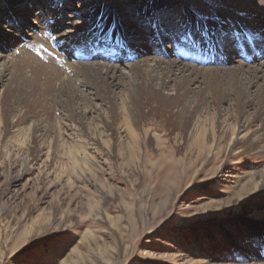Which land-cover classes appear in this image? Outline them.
Returning a JSON list of instances; mask_svg holds the SVG:
<instances>
[{
    "label": "bare ground",
    "instance_id": "6f19581e",
    "mask_svg": "<svg viewBox=\"0 0 264 264\" xmlns=\"http://www.w3.org/2000/svg\"><path fill=\"white\" fill-rule=\"evenodd\" d=\"M63 1L27 0L37 7L39 16L18 37L0 28V127L1 121L4 126L0 137L7 136L9 127H18L17 134L23 138V130L32 140L52 137L53 122L42 126L44 132H38L34 122L23 126L30 118L21 109L42 111L46 116L62 110L75 127L81 125L79 137H90L84 124L86 112L94 106L106 115L100 123L113 130L108 134L113 148L124 136L135 143L154 141L158 152L153 154L168 159L162 168L179 164L177 156L190 158L192 172L196 166L202 172L208 157L214 159L208 164L211 171L221 168L216 162L220 156L223 165L248 156L264 159V0H218L221 8L209 20L190 10L187 1L191 0H176L178 5L173 0H133L132 6L139 11L135 16H140L136 23L150 30L148 47L141 44L142 36L136 37L138 31L133 38L119 19L124 1L109 4L100 0L84 16V25L63 19L67 10ZM171 6L178 8L173 10L178 19L175 23L171 10L169 24L160 18L158 8ZM6 7L0 3V9ZM79 8L76 12L81 14ZM29 11L27 4L18 7L22 23ZM147 17H156L150 24H158L159 31L142 24ZM172 26H176L179 42L165 49ZM205 30L214 37L231 32L236 43L227 49L219 40H209ZM150 48L159 52L153 55ZM111 50H122L123 55L112 61L106 56ZM123 58L131 60L124 65L125 71L119 66ZM7 108L8 115L16 113L15 119L7 121L1 116ZM151 117L156 120L152 127L145 123ZM165 128L169 138L157 131ZM170 140L174 145L169 146ZM44 149L48 154L56 150L51 144ZM80 150L83 155L67 153L86 157L84 145ZM140 151L133 147V153ZM230 179L224 181L233 185ZM221 181L217 178L215 183ZM230 193L234 194L231 202L249 207L247 218L263 217L260 223L264 224V165Z\"/></svg>",
    "mask_w": 264,
    "mask_h": 264
},
{
    "label": "rangeland",
    "instance_id": "374dc122",
    "mask_svg": "<svg viewBox=\"0 0 264 264\" xmlns=\"http://www.w3.org/2000/svg\"><path fill=\"white\" fill-rule=\"evenodd\" d=\"M99 1L64 0L67 10L63 19L84 25V16ZM102 1L113 4V0ZM118 1H124L119 19L133 38L138 31L140 36L136 37L142 36L141 44L148 47L150 30L136 23L140 16H135L139 11L132 6L133 0ZM0 3L7 4L6 9H0L1 32L14 37L27 32L39 16L37 7L27 0ZM25 4L30 11L22 23L17 11ZM220 4L218 0L187 1L190 10L205 20L216 17ZM172 7L158 8L163 22L170 24L171 10V18L177 22L173 10L178 8ZM150 21L147 17L146 22ZM176 26L171 28L165 49L178 39ZM221 44L232 48V44ZM122 52H107L106 56L113 61ZM158 52L149 49L153 55ZM128 61L121 59V71L126 70ZM93 107L86 112L84 124L90 137H79L81 125L75 127L66 113L57 109L48 116L42 111L21 109L28 113L25 118H30L23 126L34 122L38 132H44L46 127L42 126L53 122L51 138L32 140L25 130L23 138L17 134L18 127H9L7 136L0 137V264H264L263 217H248L252 221L249 224V207L231 202L234 194L230 193L252 172L262 169L264 159L248 156L223 165L220 156L216 162L221 168L211 171L208 164L214 159L208 157L202 172L196 170L198 166L192 172L190 158L177 156L179 164L162 168L168 159L163 161L153 154L158 152L154 141L147 145L124 136L113 148L108 136L113 130L100 123L106 115ZM9 112L8 108L1 112L7 121L16 115ZM154 121L151 117L145 123L152 127ZM157 131L169 138L168 128ZM48 144L56 148L54 153L45 152ZM83 145L86 157L67 153L72 150L83 155ZM172 145L174 141L170 140ZM135 146L141 149L137 154L133 153ZM230 177L233 185L224 181ZM217 178L222 180L220 184L215 183ZM212 179L214 182H210Z\"/></svg>",
    "mask_w": 264,
    "mask_h": 264
},
{
    "label": "snow or ice",
    "instance_id": "6c2138e0",
    "mask_svg": "<svg viewBox=\"0 0 264 264\" xmlns=\"http://www.w3.org/2000/svg\"><path fill=\"white\" fill-rule=\"evenodd\" d=\"M150 27H154L156 29V31H159V25L158 24H150ZM206 31V34H207V38L209 40H219L221 41L222 43H225V44H235L236 43V40H235V35L232 34V35H229V34H225L224 36L222 37H214L213 34L208 31V30H205ZM191 33H188L185 35V39L188 38V35H190ZM262 39H264V36H262Z\"/></svg>",
    "mask_w": 264,
    "mask_h": 264
}]
</instances>
